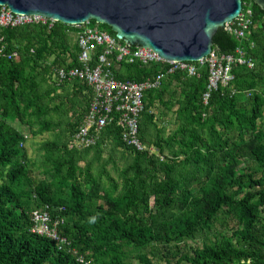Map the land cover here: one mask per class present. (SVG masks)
I'll list each match as a JSON object with an SVG mask.
<instances>
[{
	"label": "trees",
	"instance_id": "trees-1",
	"mask_svg": "<svg viewBox=\"0 0 264 264\" xmlns=\"http://www.w3.org/2000/svg\"><path fill=\"white\" fill-rule=\"evenodd\" d=\"M247 3V38L220 28L213 49L233 54L242 47L254 67L235 65L232 84L207 105L206 68L195 77L177 72L147 91L144 152L126 146L114 124L94 146L71 147L92 91L78 79L57 85L53 75L57 67H80L76 27L56 22L1 32L19 59L0 56V264H155L149 255L158 264H264V10ZM114 71L119 80L144 82L157 68L122 63ZM160 108L174 114L170 133L168 120L158 123ZM45 134L51 139L33 160L25 145ZM106 145L121 150V169L113 157L104 160ZM43 210L64 219L62 248L32 231L33 213Z\"/></svg>",
	"mask_w": 264,
	"mask_h": 264
},
{
	"label": "built area",
	"instance_id": "built-area-1",
	"mask_svg": "<svg viewBox=\"0 0 264 264\" xmlns=\"http://www.w3.org/2000/svg\"><path fill=\"white\" fill-rule=\"evenodd\" d=\"M239 18L235 19L224 30L236 40L247 38L253 27V11L246 4ZM56 21L39 15H27L11 12L7 6H0V56L8 60H18L17 51L8 52L1 32L7 28L28 25H48L52 27ZM76 44L79 49L80 67H57L54 80L57 85L78 79L85 82L92 91V99L82 125L75 134L71 147L86 149L94 146L101 133L111 125L122 130V140L126 146L138 152L147 147L140 138V118L145 110V94L150 90H158L163 83L177 72L189 77L198 76L207 69V90L203 95L204 104H208L211 95L220 88L229 87L235 79V65L254 67L252 59L246 57L245 50L238 47L233 54L219 53L212 49L211 53L196 62H169L152 51L149 47L132 46L101 28L91 21L74 26ZM141 64L156 67L157 73L144 82L123 81L115 76L119 64ZM151 153H155L153 148ZM35 223L33 232L47 236L61 245L67 244L59 234V226L64 223L62 217L53 219L47 210L33 213ZM82 261V260H81Z\"/></svg>",
	"mask_w": 264,
	"mask_h": 264
},
{
	"label": "water",
	"instance_id": "water-1",
	"mask_svg": "<svg viewBox=\"0 0 264 264\" xmlns=\"http://www.w3.org/2000/svg\"><path fill=\"white\" fill-rule=\"evenodd\" d=\"M254 2L264 10V0ZM0 6L70 26L95 21L166 61L196 62L211 53L217 31L239 18L243 0H0Z\"/></svg>",
	"mask_w": 264,
	"mask_h": 264
},
{
	"label": "rangeland",
	"instance_id": "rangeland-1",
	"mask_svg": "<svg viewBox=\"0 0 264 264\" xmlns=\"http://www.w3.org/2000/svg\"><path fill=\"white\" fill-rule=\"evenodd\" d=\"M72 42L76 43L75 34H73L72 36ZM155 112H156L155 115L158 117V120H159L158 123H162V121H164L165 119L168 120V133H170L173 129L176 128L174 124V114L172 112H165L161 114L163 112V108H160L158 111H155ZM48 139H51V135L45 134L42 137L33 138V139L30 138L29 141L26 143L25 148L27 149L29 156L33 160L39 156V150H38L39 144ZM104 148H105L104 153H103L104 160H107L113 157L114 161L116 162L115 165H117L119 169H121L126 164L127 160L123 157L121 150L112 151L111 145H108V146L106 145L104 146ZM107 171L111 173L114 177H117V174H116L117 171L115 170V166L113 163H109L107 165ZM197 243H200V242L199 241L198 242H187L186 244H187V247H189L191 245L196 246ZM149 258L152 259L153 263L158 264L157 260L153 258L151 255H149Z\"/></svg>",
	"mask_w": 264,
	"mask_h": 264
}]
</instances>
